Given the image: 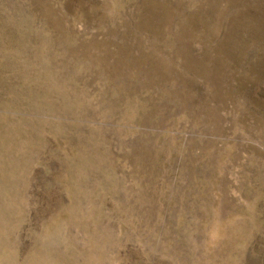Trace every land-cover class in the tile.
Listing matches in <instances>:
<instances>
[{
  "label": "rangeland",
  "instance_id": "374dc122",
  "mask_svg": "<svg viewBox=\"0 0 264 264\" xmlns=\"http://www.w3.org/2000/svg\"><path fill=\"white\" fill-rule=\"evenodd\" d=\"M0 264H264V0H0Z\"/></svg>",
  "mask_w": 264,
  "mask_h": 264
}]
</instances>
